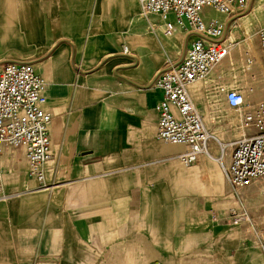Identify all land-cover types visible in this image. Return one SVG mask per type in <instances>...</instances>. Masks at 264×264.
Masks as SVG:
<instances>
[{
  "label": "crops",
  "instance_id": "0c3cea01",
  "mask_svg": "<svg viewBox=\"0 0 264 264\" xmlns=\"http://www.w3.org/2000/svg\"><path fill=\"white\" fill-rule=\"evenodd\" d=\"M231 17L221 18L226 31ZM162 28L159 16L140 15L138 0H0V66L32 64L51 115L42 182L29 175L23 148L0 156L8 195L0 264H264V224L259 230L254 214L241 225L225 221L237 201L220 165L200 157L185 166L177 157L185 146L156 137L162 93L151 81L196 36ZM258 56L261 68L259 40ZM220 62L207 83L188 88L207 129L208 113L230 124L228 113L210 110L208 90L224 85L222 76L248 96L232 63Z\"/></svg>",
  "mask_w": 264,
  "mask_h": 264
},
{
  "label": "built area",
  "instance_id": "2783aa9c",
  "mask_svg": "<svg viewBox=\"0 0 264 264\" xmlns=\"http://www.w3.org/2000/svg\"><path fill=\"white\" fill-rule=\"evenodd\" d=\"M138 1L141 16L154 14L163 20L164 36H171L177 29L196 35L183 58L176 63L166 60L151 81V86L162 93L156 104L157 139L185 146V150L177 155L185 166L200 157L216 161L236 194L237 204L226 211L225 221L230 225L249 222L251 210L237 194L255 181L264 182V98L249 102L235 88L213 85L227 105L239 112L240 134L222 142L206 128L202 113L188 90L195 82L207 83L216 65L229 51L222 39L226 22L216 17L204 21L203 10L209 8L229 16L245 8L247 0ZM257 36L264 77V25ZM123 50L127 52L126 47ZM252 64L253 59L248 57L245 74L249 73ZM46 85L45 79L29 62L10 61L0 66V156L4 147L23 148L29 175L39 182L44 180L43 167L51 157L48 133L51 115L44 108ZM208 92L211 94L212 87ZM212 141L216 143V150L211 146ZM7 197L0 171V200ZM150 264L162 263L153 261Z\"/></svg>",
  "mask_w": 264,
  "mask_h": 264
},
{
  "label": "rangeland",
  "instance_id": "374dc122",
  "mask_svg": "<svg viewBox=\"0 0 264 264\" xmlns=\"http://www.w3.org/2000/svg\"><path fill=\"white\" fill-rule=\"evenodd\" d=\"M204 21H208L211 17L221 19L224 15L205 8ZM232 15H229L231 17ZM264 25V0H248V8L241 11H236L228 22V28L226 31V44L229 46V54L226 56L220 64L223 66L229 65L231 62L232 74L236 75L239 87L245 92L249 102L260 100L264 98V80L259 65L258 56V40L257 32L261 26ZM253 56L255 63L250 68L249 73L245 75V67L247 64V55ZM228 76H222V84H225ZM220 80V79H219ZM192 92L200 97V88L193 87ZM216 86H212V101L213 105L210 110L214 112L222 111L224 115L227 113L230 115V124L222 118H217L213 114H206L209 123V130L220 141L225 142L232 137V135L238 136L240 130L238 128L237 120L235 116L231 115L232 112H224L225 104L222 94L216 92ZM204 95V93H203ZM205 96L202 97V100ZM209 108L205 109L208 111ZM225 119V118H224ZM212 148L216 150V143L212 141ZM231 187H229L230 189ZM248 189V190H247ZM232 188L230 189V192ZM234 190L232 193L233 198L235 196ZM236 195V194H235ZM237 196L241 197L243 203L248 205L251 210V214H254L256 225L261 230V225L264 224V183L256 182L248 188H244ZM228 207V206H227ZM153 262V261H152ZM150 264V263H149Z\"/></svg>",
  "mask_w": 264,
  "mask_h": 264
}]
</instances>
